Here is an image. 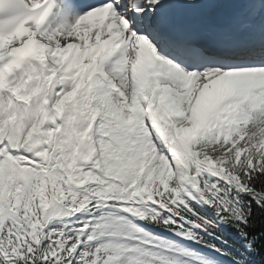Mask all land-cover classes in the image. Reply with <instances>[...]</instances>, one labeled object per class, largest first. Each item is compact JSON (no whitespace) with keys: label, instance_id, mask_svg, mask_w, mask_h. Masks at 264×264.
I'll return each mask as SVG.
<instances>
[{"label":"snow or ice","instance_id":"snow-or-ice-1","mask_svg":"<svg viewBox=\"0 0 264 264\" xmlns=\"http://www.w3.org/2000/svg\"><path fill=\"white\" fill-rule=\"evenodd\" d=\"M0 264H264V0H0Z\"/></svg>","mask_w":264,"mask_h":264}]
</instances>
